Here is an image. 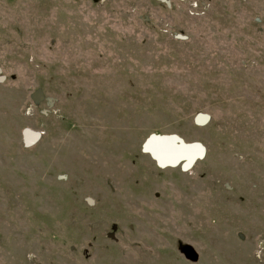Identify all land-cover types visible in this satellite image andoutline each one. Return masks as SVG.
Listing matches in <instances>:
<instances>
[{"label": "rangeland", "instance_id": "374dc122", "mask_svg": "<svg viewBox=\"0 0 264 264\" xmlns=\"http://www.w3.org/2000/svg\"><path fill=\"white\" fill-rule=\"evenodd\" d=\"M168 1L0 0V264H264V0Z\"/></svg>", "mask_w": 264, "mask_h": 264}, {"label": "water", "instance_id": "95a60500", "mask_svg": "<svg viewBox=\"0 0 264 264\" xmlns=\"http://www.w3.org/2000/svg\"><path fill=\"white\" fill-rule=\"evenodd\" d=\"M161 1L167 3L169 2L168 0H161ZM208 120H209L208 115L200 114L197 116L198 123H205ZM24 136H25V144L27 146H31L40 139L41 134L37 131L25 129ZM159 140L171 142L176 149L182 150L181 154L176 155L169 160L162 158V156H160L150 147L151 142L159 141ZM188 150H193L194 151L193 154L189 156L185 154V152ZM144 151L150 153L160 167H169V166L175 167L181 165L185 170L191 168L198 159H201L205 156V147L201 143L199 142L187 143L184 139H182L176 134H170V135L152 134L144 144Z\"/></svg>", "mask_w": 264, "mask_h": 264}, {"label": "built area", "instance_id": "2783aa9c", "mask_svg": "<svg viewBox=\"0 0 264 264\" xmlns=\"http://www.w3.org/2000/svg\"><path fill=\"white\" fill-rule=\"evenodd\" d=\"M194 7H198L197 3H195V6ZM194 12V11H193Z\"/></svg>", "mask_w": 264, "mask_h": 264}]
</instances>
